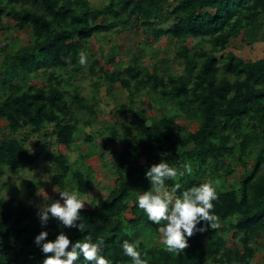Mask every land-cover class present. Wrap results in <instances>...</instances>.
Returning a JSON list of instances; mask_svg holds the SVG:
<instances>
[{"label": "trees", "instance_id": "obj_1", "mask_svg": "<svg viewBox=\"0 0 264 264\" xmlns=\"http://www.w3.org/2000/svg\"><path fill=\"white\" fill-rule=\"evenodd\" d=\"M3 16L38 40L27 49L14 38L0 46V119L12 135L0 137V168L14 171L37 160L15 133H51L64 147L74 142L79 129L75 110L96 113L94 101L90 103L73 84L75 74L86 71L96 76L94 86L101 78L119 84L128 103H120L118 109L128 113L130 121L129 131L123 133L117 125L104 128L101 154L120 145L112 162L114 185L99 203L79 210L80 231L58 227L55 219L42 226L37 205L0 195V264H40L44 254L34 236L42 229L48 240L65 232L70 243L91 234L93 242L103 241L102 254L111 264H132L120 247L125 239L136 242L148 264H249L264 236V57L246 61L231 51L222 58L216 53L239 36L247 44L264 41V0H107L100 6L88 0H0ZM139 27L153 40L166 36L182 72L169 71L167 57L160 59L157 72L142 65L140 54L117 70L116 45L107 58L117 67L112 75L99 59L89 62L86 70L78 62L79 53L96 35ZM188 39L193 41L190 47ZM65 70L67 77L62 76ZM37 78L43 82H32ZM141 93L160 108L158 115L150 116L135 105ZM168 102L174 111L163 106ZM178 118L196 121L197 127L184 130ZM183 130V136H177ZM86 139L91 143V135ZM93 153L91 148L86 155ZM163 153L178 171H183L181 165H190L191 173L178 177L182 188L209 178L219 181L211 210L217 220L187 237L179 252L167 251L163 243L143 245L156 225L132 202L131 190H147L144 172ZM250 159V172L235 180L234 187L224 188L227 178ZM49 170L53 187L71 186L81 194L92 190L90 170L73 168L62 152L52 157ZM226 222L234 237L230 244L222 234Z\"/></svg>", "mask_w": 264, "mask_h": 264}, {"label": "rangeland", "instance_id": "obj_2", "mask_svg": "<svg viewBox=\"0 0 264 264\" xmlns=\"http://www.w3.org/2000/svg\"><path fill=\"white\" fill-rule=\"evenodd\" d=\"M88 1L93 6H100L107 2V0ZM144 32L145 29L141 27L138 30H124L115 34L107 30L91 38L89 45H86L87 47L85 46L87 63L83 65L84 69L86 70L87 64L96 58L100 61L99 65L107 69L112 75L117 67L109 64L107 58L111 53L112 46L116 45L115 62L119 64L117 70L124 69L125 65L134 60L135 54H140L142 56L141 63L143 66H149L158 72L160 59L167 57L170 59L167 64L169 71L173 74L182 72V65L173 59V45L168 43L166 36H162L159 40H153L152 36ZM12 38L25 49L36 44L38 40L32 35L29 29L17 30L14 27V21L3 16L0 18V46ZM192 43L193 41L188 39L187 45L189 47ZM227 51L235 53L246 61H255L264 57V41L247 44L239 36L231 40L216 55L222 58ZM100 55L103 57L101 58ZM68 75L69 70L62 71V76L67 77ZM43 78L34 79L32 82L41 83L43 82ZM94 79H96V76H90L86 71L75 74L73 84L80 86V94L87 96L90 103L94 101L93 105L96 107V113L90 114L87 111L75 110L79 117V129L75 134L74 142L70 146L64 147L56 143L51 133L50 135L40 133L33 136H27L25 132L13 134V136L25 139L24 145L37 156V160L31 165L18 168L14 171L10 170L7 166L0 168V188L6 189L7 198H12L14 201L21 200L25 204L34 203L37 206L42 202H48L49 199H58V192L55 190L58 188L51 185L50 179L47 181L44 179L50 177L49 167L52 168V157L59 152L64 153L68 157L73 168H78L83 172L90 170L93 175L92 190L87 194L80 193L87 200L84 207H91L99 203L107 195L108 191L114 185L115 175L112 171V162L116 159L120 145L116 143L115 145L109 146L101 154L100 141L107 134L104 130L107 125H117L121 133L129 131L127 126L130 121L129 114L121 112L118 109L120 103H128V98L127 92L119 84H108L101 78L94 86L92 84V80ZM90 95L94 96L93 100ZM135 105L145 108L150 116H156L161 112L160 108H156L144 93H141L136 99ZM163 106L170 112L175 110L171 102ZM85 121L91 122L90 124H85ZM177 121L184 130L192 131L197 127L196 121L188 122L181 118H178ZM5 124L6 122L0 119V137L11 135L5 127ZM47 130L50 132L51 126ZM184 130L179 132L177 136L182 137ZM87 134L91 135V143L86 139ZM91 148H94V153L87 156L86 154ZM83 155L86 157H83ZM139 161L141 162L142 159ZM252 163L253 160L250 159L243 168L237 167L234 175L227 178L224 188L230 189L234 187L233 183L235 180L243 178L244 175L250 172ZM65 188L74 189L71 186H65L63 189ZM0 195L4 196L2 190H0ZM125 215L127 217L131 216L129 213ZM229 221H233V218H229ZM221 227L225 228L222 234L227 243L230 244L234 239L232 230L228 229L227 222L223 223ZM161 243L159 234L155 230L145 236L143 245H158ZM257 247V251L254 253L249 264H264V236L260 238Z\"/></svg>", "mask_w": 264, "mask_h": 264}, {"label": "clouds", "instance_id": "obj_3", "mask_svg": "<svg viewBox=\"0 0 264 264\" xmlns=\"http://www.w3.org/2000/svg\"><path fill=\"white\" fill-rule=\"evenodd\" d=\"M81 65L87 63V55L81 51L78 56ZM161 154L158 163L148 166L144 175L149 183L147 190H131L133 203L142 210L148 221L156 225V231L165 249L169 252H179L186 247L187 237L194 232L204 231L205 227L213 225L217 220L211 211L213 201L217 199L215 178L206 179L188 188H182L178 177L186 172L191 173V167L181 165L183 171H178L176 165L170 164ZM50 177L44 180H49ZM172 180L169 186L166 181ZM171 187V190L169 188ZM6 199V189L0 188ZM58 199L42 202L36 209L40 224L47 225L49 219L58 221V227L82 228L79 210L84 207L86 198L76 189H55ZM177 190L179 192L177 193ZM48 232L41 230L34 236V244L44 254L40 264H111L102 254L103 241L93 242L91 234L83 239L70 243L69 237L63 231H58L54 239L48 240ZM123 255L130 257L132 264H148L144 255L137 250L135 241L125 239L120 242ZM50 254V255H49Z\"/></svg>", "mask_w": 264, "mask_h": 264}]
</instances>
